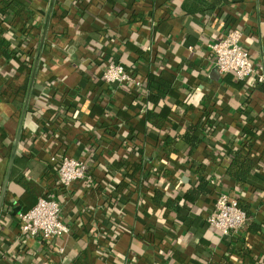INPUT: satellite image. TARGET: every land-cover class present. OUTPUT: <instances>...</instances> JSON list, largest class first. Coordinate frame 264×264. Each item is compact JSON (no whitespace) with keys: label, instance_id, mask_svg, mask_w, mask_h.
Wrapping results in <instances>:
<instances>
[{"label":"crops","instance_id":"1","mask_svg":"<svg viewBox=\"0 0 264 264\" xmlns=\"http://www.w3.org/2000/svg\"><path fill=\"white\" fill-rule=\"evenodd\" d=\"M23 3L31 18H15L12 55L0 51V264H212L230 248L264 264V82L214 72L210 49L238 29L264 72V0ZM110 53L142 87L105 82L97 64ZM153 77L170 82L164 99L150 92ZM149 109L166 121L159 138L148 130ZM192 126L201 143L191 156L183 138L161 144ZM246 143L260 167L241 184L228 165ZM63 155L86 162L92 181L63 186ZM20 175L61 204L68 235L21 234V215L36 204L16 182ZM201 180L198 200L164 207ZM157 190L165 193L160 205ZM221 193L250 204L252 217L237 235L208 223Z\"/></svg>","mask_w":264,"mask_h":264},{"label":"built area","instance_id":"2","mask_svg":"<svg viewBox=\"0 0 264 264\" xmlns=\"http://www.w3.org/2000/svg\"><path fill=\"white\" fill-rule=\"evenodd\" d=\"M243 34L235 29L228 31L220 40L210 45L215 66L221 75L234 74L241 81L256 76L264 82V72L255 65L248 50L242 44ZM103 79L108 84H128L135 88L143 86L134 70L121 64L110 63L103 69ZM57 176L66 188L75 183L92 181L86 162L61 156L57 163ZM247 214L238 206L236 200L221 193L208 223L223 236H234L243 231L248 223ZM22 235L51 240L70 233V227L62 218L61 204L52 198H40L36 205L21 215Z\"/></svg>","mask_w":264,"mask_h":264},{"label":"trees","instance_id":"3","mask_svg":"<svg viewBox=\"0 0 264 264\" xmlns=\"http://www.w3.org/2000/svg\"><path fill=\"white\" fill-rule=\"evenodd\" d=\"M23 16H28L31 18V13L27 10L25 3L23 0H0V51L4 54H9L11 51L8 49L10 46V38L8 36V31L12 29V24L15 18H20ZM99 61V60H98ZM110 63H116L123 65L126 67L120 59H118L115 55L111 54L105 61H99L98 66L101 68H105ZM150 92L154 93L155 97H160L164 99L165 95L171 91V84L169 81L165 80L162 77H153L150 81L149 85ZM148 113V129L151 133L156 134L159 138L160 134L165 129V119L161 116V111L149 109ZM198 127V126H197ZM196 126L189 127L183 133H179L176 136L172 137V132L165 134V137L162 139L161 144H164L165 147L171 148L175 143L176 138H183L185 142L189 145L188 154L191 156L197 146L201 143V139L197 138L195 135V131L197 129ZM256 138V134H252V139ZM135 147V148H134ZM132 147V149H137L136 145ZM138 147V146H137ZM252 143H246V145L240 149V151L236 152L232 155L231 161L228 165V173L233 176L238 182L241 184L246 183L248 177L257 169H259V164L255 163L253 160L248 158L247 155L251 153ZM244 152L246 154L245 157L241 156V153ZM88 167V172H89ZM205 169V165L197 166L195 168L196 173L200 174L201 171ZM16 182L25 189L28 194V197L31 198L35 204L39 201L40 198H43V190L37 183L33 180L26 178L25 175H20L16 178ZM207 186V182L201 180L199 182H195L193 187H190L185 195L180 196L175 195V197L167 198L164 207L167 209H179L181 205H186L187 202H195L200 197L204 195L205 189ZM155 204L160 205V200L165 197V193L157 190L155 193ZM46 197V196H44ZM238 206L247 214L248 218L252 217L251 207L249 203H246L242 200H237ZM32 208V207H31ZM30 209V208H29ZM27 209V211L29 210ZM231 255H236L242 260V264H256L255 258L251 255V253L246 248H241V250H237L235 248H230L227 251V255L220 259L219 262H213L212 264H231L230 257Z\"/></svg>","mask_w":264,"mask_h":264},{"label":"water","instance_id":"4","mask_svg":"<svg viewBox=\"0 0 264 264\" xmlns=\"http://www.w3.org/2000/svg\"><path fill=\"white\" fill-rule=\"evenodd\" d=\"M218 70L215 69L214 72H217ZM8 181V180H7ZM5 190H6V184L4 186V189H3V192H2V195H1V199H0V212H1V208H2V204H3V200H4V194H5ZM19 209H16L15 210V213L18 212Z\"/></svg>","mask_w":264,"mask_h":264}]
</instances>
